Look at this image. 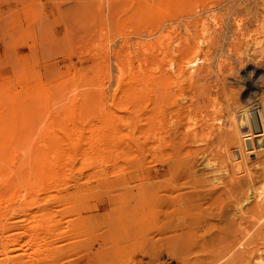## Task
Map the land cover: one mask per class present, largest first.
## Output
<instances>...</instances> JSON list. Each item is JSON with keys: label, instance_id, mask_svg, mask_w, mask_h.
<instances>
[{"label": "rangeland", "instance_id": "obj_1", "mask_svg": "<svg viewBox=\"0 0 264 264\" xmlns=\"http://www.w3.org/2000/svg\"><path fill=\"white\" fill-rule=\"evenodd\" d=\"M160 60L167 62L173 74L171 83L178 101L189 102L206 92H225L211 96L214 105L208 111L225 122L226 132L240 140L252 137L256 148L240 155L235 146H222V158L227 165H239L238 176L262 169L264 141L256 138L260 133H255L248 120L250 114L264 115V0H0L2 160L14 167L20 156L23 159V145L48 146L50 132L64 141L67 127L81 129L79 136L72 134L81 141L74 148L79 149L75 151L78 158L66 165V176L53 190L56 196L40 195L39 206L18 208L24 211L18 217L22 220L48 210L49 218L63 224L60 233H29L39 235L42 242L36 252L28 244L19 246L21 259L32 260L27 264H238L232 254L239 249L249 253L244 263L250 257L251 264H259L256 259L264 263L262 241L246 242L247 247L245 241L240 245L230 242L225 248L223 243L210 246L195 240L186 245L191 246L187 253L175 255L147 236L139 243L136 224L133 231L137 234L130 233L134 225L126 222V211L136 209L138 183L153 167L149 139L147 144L142 142L143 147L136 143L147 134L146 127L150 128L151 96L144 91ZM139 78L145 83L141 89L136 82ZM111 117L118 127L114 129L119 139L115 147L105 138L104 121ZM94 125L99 132L105 131V137L91 147L89 141L97 137ZM60 147L69 152L62 144ZM79 157L83 158L80 163ZM137 208L149 212L146 234L157 239L158 228L149 207ZM0 216L2 228L15 227L12 219ZM123 218L127 224L121 227ZM249 230L253 234L254 229ZM10 234L7 231L4 236ZM89 242L91 250L87 249L90 245L81 248ZM62 245L67 254L57 258L54 250L57 253Z\"/></svg>", "mask_w": 264, "mask_h": 264}, {"label": "bare ground", "instance_id": "obj_2", "mask_svg": "<svg viewBox=\"0 0 264 264\" xmlns=\"http://www.w3.org/2000/svg\"><path fill=\"white\" fill-rule=\"evenodd\" d=\"M170 56H167V58ZM166 64L167 62L164 60H160L159 63L156 64L153 77L148 83L150 90L147 88V91H144V93L150 91L148 94L149 97L151 96L150 106L152 114L150 128L146 127L149 130L151 129L149 131L151 135H149L147 129L146 133L148 135H143V138L150 137L151 141L150 138L145 140L142 138L141 141L136 143V146L139 145V147H141L147 144L146 141L149 139L148 142L152 144L153 167L149 174L138 183V199L135 205L137 210L131 208L126 211V222H132V226L134 225L131 227L132 229L127 226L130 228V233L137 225L136 227L138 228L135 229H138V239L136 240H140L139 243L147 236L150 242L154 243L156 240L160 242V244L162 243V247L164 245L166 246L165 248H170L175 252V255L180 254L181 251L185 252L189 250L191 246L187 247L186 245L194 243L195 240H199L203 244L210 246H212V244L218 245V243L219 245L222 243V245H224L230 242L232 244L234 243V245H240L241 241H245V245H241L246 247L248 244H246V242L256 241L255 243H257L262 241V243H264V167L257 171H246L244 175L238 176L236 167L239 165H227L220 151L222 146H235L240 155H245V151L251 152L256 148L253 138L248 136L240 140L235 137L236 135L226 132L225 122L222 121L221 118H218L215 112L210 113L208 111V109L214 105V102L210 100L211 96H219L225 93L224 91H219L214 94L206 92L205 94H201L200 97H197V95L189 102L178 101L176 98L177 96L173 92V84L171 83V81H174L172 80L173 74L167 69L168 65ZM141 79L140 82L138 80L136 81L137 85L141 83L139 84L140 89L145 84ZM143 89L145 90V86ZM138 92L139 98V96H141L140 90H138L137 93ZM126 102L127 101H125V103ZM148 104L149 103H147V105ZM122 105L124 106V102ZM127 107L125 106L124 109H127ZM254 111L258 110L254 109ZM102 112L105 113L103 110ZM258 112H262L261 108ZM78 114H80V112H78ZM109 114H111V112ZM78 116L80 115H77V118ZM250 116L251 119L250 121L248 120V122L254 126L255 133H260L256 138H260V140L262 139L264 141V115L255 113L250 114ZM108 120L110 125L107 122ZM108 120L104 121L103 119L104 123L106 122L107 124V129L104 127L105 125L103 126L107 132L106 137L104 136L105 131H103V133L99 132L100 129H98V131L94 125V129L97 130L95 133L97 137L93 134L95 140L88 138L91 139V141L88 140L91 147L99 143L101 139L103 140L104 137L111 140L114 147L116 146L115 142L118 143L117 129L116 131L114 130L117 125L115 127L113 126L111 121L112 117ZM76 122L78 123V121ZM74 127L76 126L70 129L67 127V131L63 129L65 133L64 141L57 137V134L54 137L53 133L50 132L52 137L50 136V142L46 143L49 144L48 146H44L42 143L43 146L38 147V145L35 146L36 142L34 145L31 144L32 146L29 145L31 146L29 148L28 145L26 148H24L25 146L23 145L20 151L21 155L22 153L24 154L23 159L22 156H20L21 159L17 161L14 167H10L8 164L4 163L1 157L5 156L1 154L0 172L2 183L0 184V214L5 215L7 219H12L15 227L10 228V226H8L7 229L2 228L1 222L3 217L0 216V264H27L32 261L29 257L25 256L21 259L19 255V246L23 244H28L32 248H35V252L40 250L42 240L39 235L30 236L29 233L31 231L45 230V233H60V228L62 229L61 226L63 225L62 222L49 218L48 210H45L44 213L42 212L44 215L41 214L37 216L34 213L36 216L33 214L30 218L22 220L18 217L22 216L24 211L18 208L23 205H25L26 208L39 206L40 195L44 197L56 196L53 194V190L60 187L61 182L59 181L66 176V165L74 163L75 158H78V146H80L79 144L81 141L78 139L76 140L75 137L74 139L72 134L74 133L77 137L78 129L80 128L76 127L77 133H75ZM80 131L79 133L81 134ZM98 132L100 133L99 135ZM141 132H143V130ZM143 141L145 144L142 143ZM139 142L142 144L140 143V145ZM61 144L65 148H69V152H67V150V153H64L63 147H60ZM259 146L261 145L259 144ZM75 147H78V150L76 149L77 153H75ZM80 153L84 155L82 152H79V155ZM85 154V156H87L88 152H85ZM85 156H83V158H85ZM87 157L86 159L89 160L90 158ZM82 159L79 157V163ZM143 161H145V158ZM98 162L99 160H97V163ZM89 164H91L90 160ZM138 206L140 208L149 207V209H147L148 211L150 210L152 221L158 228V232L155 230L157 239L148 235L149 233L146 234L147 230H149V220H147L149 212L146 213V209H144V211H138ZM14 209L15 211H13ZM124 219L125 218H123V220L120 219L123 224ZM126 222L125 224H127ZM70 223L72 222L70 221ZM70 223L68 222L69 227L73 228V226H70L72 225ZM125 224L121 227L125 226ZM152 228L153 226L151 227V231ZM249 229H254L253 234L250 233L251 230ZM7 231H10L11 234L4 236ZM135 233L137 234V231L132 232L134 236ZM198 233H201V235ZM115 234L117 235V233ZM110 237L112 236L110 235ZM69 244L71 243L69 242ZM103 244L104 243L101 245ZM65 245L67 246L68 243H65ZM89 245L90 248H87ZM185 246L188 249L184 250ZM63 247L65 246H60L57 253V250H54L55 254H57L55 255L57 258H59L58 255L63 257V255L65 256L67 254V247L65 248V252ZM73 247L70 248L72 251L76 248ZM84 247L91 250V243H85L81 246L82 249ZM232 248L231 250L235 249ZM71 250L68 249V251ZM229 250L230 248L228 251ZM244 250H235L232 254V257L237 261L239 260V263L243 262L242 264L247 263L246 261L244 263V260L249 256V253L246 252L247 250ZM168 252L170 254V251ZM62 253L64 254L62 255ZM88 254L86 256L85 251V258L89 257ZM95 259L98 258L96 257ZM251 259L250 257L247 264H251ZM256 260L259 264H264L260 262V259Z\"/></svg>", "mask_w": 264, "mask_h": 264}]
</instances>
